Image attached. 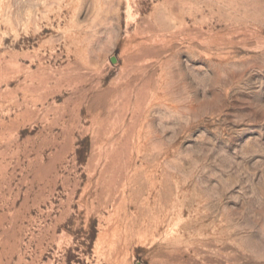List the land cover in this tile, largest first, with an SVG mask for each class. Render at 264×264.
<instances>
[{"label": "rangeland", "instance_id": "374dc122", "mask_svg": "<svg viewBox=\"0 0 264 264\" xmlns=\"http://www.w3.org/2000/svg\"><path fill=\"white\" fill-rule=\"evenodd\" d=\"M0 264H264V0H0Z\"/></svg>", "mask_w": 264, "mask_h": 264}]
</instances>
